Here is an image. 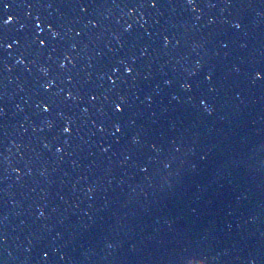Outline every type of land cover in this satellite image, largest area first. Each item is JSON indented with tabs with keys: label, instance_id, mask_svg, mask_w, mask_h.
<instances>
[{
	"label": "water",
	"instance_id": "95a60500",
	"mask_svg": "<svg viewBox=\"0 0 264 264\" xmlns=\"http://www.w3.org/2000/svg\"><path fill=\"white\" fill-rule=\"evenodd\" d=\"M5 2L0 264H264V0Z\"/></svg>",
	"mask_w": 264,
	"mask_h": 264
},
{
	"label": "snow or ice",
	"instance_id": "6c2138e0",
	"mask_svg": "<svg viewBox=\"0 0 264 264\" xmlns=\"http://www.w3.org/2000/svg\"><path fill=\"white\" fill-rule=\"evenodd\" d=\"M188 3L189 4H193V3H195V0H188ZM0 6H2L4 10H7L10 7V5L5 2V0H0ZM150 6L153 7V8L157 7V3L155 2V0H153V2L151 3ZM36 19L39 20L40 17H37ZM14 22H15V18L14 17H11V16H9L6 19H3V22L0 23V39H6V37L4 36V29L7 28V26L11 25ZM236 27L239 28L240 25H236ZM52 35L54 37H58L59 36V33L58 32H53ZM0 46H2V45H0ZM61 67H65V65H61ZM133 71H134V69L131 66H129L128 69H127L128 75H132ZM256 78L257 79H264V73H258ZM209 79H211V78L209 77ZM112 85H113V89H115V86H116V81L115 80L112 81ZM71 98L72 97L69 96V99H71ZM93 99H95V97ZM110 103L112 105L113 111L115 113L119 114V115H123V113L127 110L128 100H127V98H125L122 95H118L116 97V99L110 101ZM100 130L101 131H104L103 128H101ZM64 131L65 132H70L71 131V127L70 126L69 127H66L64 129ZM116 131L117 132H120L121 131V128L119 126H117L116 127ZM136 142L138 143L139 141L137 140ZM43 215L44 214L41 213V216H43Z\"/></svg>",
	"mask_w": 264,
	"mask_h": 264
},
{
	"label": "clouds",
	"instance_id": "9594fccd",
	"mask_svg": "<svg viewBox=\"0 0 264 264\" xmlns=\"http://www.w3.org/2000/svg\"><path fill=\"white\" fill-rule=\"evenodd\" d=\"M189 264H208V261L206 259L193 258L189 261Z\"/></svg>",
	"mask_w": 264,
	"mask_h": 264
}]
</instances>
